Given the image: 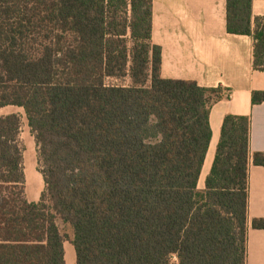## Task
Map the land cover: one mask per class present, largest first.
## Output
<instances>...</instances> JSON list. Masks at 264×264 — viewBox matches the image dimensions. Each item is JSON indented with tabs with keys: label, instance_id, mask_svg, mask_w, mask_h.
Returning <instances> with one entry per match:
<instances>
[{
	"label": "trees",
	"instance_id": "obj_1",
	"mask_svg": "<svg viewBox=\"0 0 264 264\" xmlns=\"http://www.w3.org/2000/svg\"><path fill=\"white\" fill-rule=\"evenodd\" d=\"M252 5L227 0V31L264 69ZM152 33L153 0H0V109H24L45 182L29 201L21 114L0 116V264H66L58 217L77 264H247L251 117H224L200 191L211 107L232 90L163 78Z\"/></svg>",
	"mask_w": 264,
	"mask_h": 264
},
{
	"label": "crops",
	"instance_id": "obj_2",
	"mask_svg": "<svg viewBox=\"0 0 264 264\" xmlns=\"http://www.w3.org/2000/svg\"><path fill=\"white\" fill-rule=\"evenodd\" d=\"M226 5L227 0H153L152 40L162 49L163 78L192 80L203 87L222 85L232 90L230 99L211 107L212 138L205 166L209 159L207 165L212 167L224 117H251L247 264H264V229L252 227L254 218H264V166L255 165L252 158L254 152H264V102H252L253 92L264 90V69L254 65L253 37L227 31ZM252 11L253 18L264 16V0H253ZM9 107L18 106L2 109ZM37 154L36 150L35 154L30 151L24 155L26 197L33 202L41 200L45 188ZM56 222L62 233L66 228L64 234L68 236L64 242L65 263L77 264L74 230L60 217Z\"/></svg>",
	"mask_w": 264,
	"mask_h": 264
},
{
	"label": "rangeland",
	"instance_id": "obj_3",
	"mask_svg": "<svg viewBox=\"0 0 264 264\" xmlns=\"http://www.w3.org/2000/svg\"><path fill=\"white\" fill-rule=\"evenodd\" d=\"M13 112H17V113L21 114V119H22L21 143H22V145H23V147L25 149L24 155H25V153H27V155H29L30 151H32L33 154H35L36 150H37V146H36L34 135L31 132V129H30L29 125H28V120H27V117H26L24 109L23 108H19V107H9V108H6V109H2V110H0V116L8 114V113H13ZM37 153H38V150H37ZM37 157H38V154H37ZM37 160H38V158H37ZM208 160H207V162H208ZM34 162H35V160H34ZM207 162H206V166L204 165V167H203V171H202L201 178H200V181H199V190L200 191H204L205 178L207 176L208 171L210 170V167H209L210 165H209V163L207 165ZM24 165H25V163H24ZM38 169L40 170L39 162H38ZM62 231L65 233L66 232V228L63 227ZM173 260L176 261V258H174Z\"/></svg>",
	"mask_w": 264,
	"mask_h": 264
}]
</instances>
